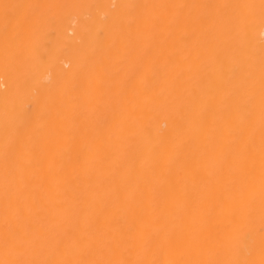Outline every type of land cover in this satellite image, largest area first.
Listing matches in <instances>:
<instances>
[{"label": "bare ground", "instance_id": "bare-ground-1", "mask_svg": "<svg viewBox=\"0 0 264 264\" xmlns=\"http://www.w3.org/2000/svg\"><path fill=\"white\" fill-rule=\"evenodd\" d=\"M0 264H264V0H0Z\"/></svg>", "mask_w": 264, "mask_h": 264}]
</instances>
